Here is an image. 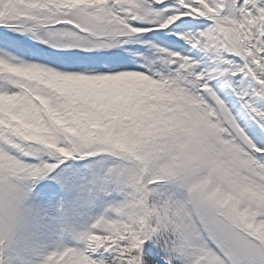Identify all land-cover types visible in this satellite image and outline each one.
Instances as JSON below:
<instances>
[{
	"label": "snow or ice",
	"instance_id": "snow-or-ice-1",
	"mask_svg": "<svg viewBox=\"0 0 264 264\" xmlns=\"http://www.w3.org/2000/svg\"><path fill=\"white\" fill-rule=\"evenodd\" d=\"M0 264H264V0H0Z\"/></svg>",
	"mask_w": 264,
	"mask_h": 264
}]
</instances>
